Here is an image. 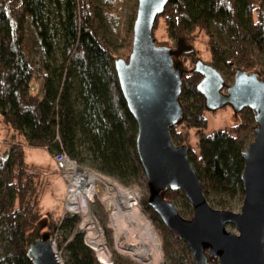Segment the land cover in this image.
Here are the masks:
<instances>
[{
  "label": "trees",
  "instance_id": "obj_1",
  "mask_svg": "<svg viewBox=\"0 0 264 264\" xmlns=\"http://www.w3.org/2000/svg\"><path fill=\"white\" fill-rule=\"evenodd\" d=\"M160 21L168 37L183 38L192 47L199 35H207L212 52L208 63L225 79L235 77L237 70L264 79V0H169L155 29ZM112 33L106 31L95 0H0V125L15 132L6 143L9 153L0 149V264H32L27 256L28 234L37 231L43 217L42 193L49 181L44 180L43 169L26 163L25 146L63 149L81 166L125 188L138 186L147 217L170 234L172 260L194 264L184 242L163 226L147 204V177L136 149L138 128L114 67L115 58H129L120 47L132 48V24L129 38L120 47ZM195 56L179 59L184 70L180 100L185 114L171 129L172 140L189 148L208 202L228 210L231 200L244 196L242 154L247 146L242 135L254 134L255 115L245 109L234 127L205 133L207 108L197 88L202 76L184 65ZM38 82L42 85L35 93L32 87ZM192 128L199 153L186 143L185 135ZM55 167L59 172L56 163ZM165 198L183 202L181 215L193 217L182 192L169 190ZM96 216L113 250L114 232L99 202ZM79 223L75 214L51 218L45 234L53 238L62 233L58 247L65 264H98L78 230ZM113 264L139 263L114 250ZM210 264L219 263L210 259Z\"/></svg>",
  "mask_w": 264,
  "mask_h": 264
},
{
  "label": "water",
  "instance_id": "obj_2",
  "mask_svg": "<svg viewBox=\"0 0 264 264\" xmlns=\"http://www.w3.org/2000/svg\"><path fill=\"white\" fill-rule=\"evenodd\" d=\"M168 3L138 0L129 59H114L122 96L138 128L136 149L147 177V204L163 226L184 242L194 264H210V259L219 264H264V79L237 70L229 85L212 64L200 59L191 71L202 76L197 88L207 110L231 107L238 115L250 109L256 120L255 138L242 154L241 213L216 209L204 194L189 148L172 140L171 129L185 114L180 100L184 70L178 61L196 51L183 38L176 49L157 43L155 25ZM169 190L183 193L194 211L191 219L184 218L175 203L165 198ZM229 226L238 233L228 231ZM27 256L32 264H60L47 234L28 238Z\"/></svg>",
  "mask_w": 264,
  "mask_h": 264
},
{
  "label": "rangeland",
  "instance_id": "obj_3",
  "mask_svg": "<svg viewBox=\"0 0 264 264\" xmlns=\"http://www.w3.org/2000/svg\"><path fill=\"white\" fill-rule=\"evenodd\" d=\"M95 2L98 7V12L101 18L103 19V25L106 31L113 32L112 35L116 36V37H113V40H115L118 46L120 47L121 45L124 44L125 42L124 39L129 38L131 24H132V30H133L134 22H135L136 15H137L138 0H95ZM160 22L161 23L154 31L157 42H164L161 45L169 46L172 49H176L178 40L176 38L173 39V38L168 37L166 29L164 27V23L162 21ZM208 39L209 38L207 35L201 34L194 41V48L195 50H197V53L195 52L196 54L195 60L187 59L186 61L184 60L185 62L183 61L186 68H189L190 71H192L195 67L196 58H199L200 60L206 63L211 61L212 52L208 49ZM120 48L121 50H123L122 52L126 53V56L128 58L131 54L132 48L130 50L125 48L124 46ZM36 57L37 55H35V58ZM226 80L229 83V85H233L234 77L227 78ZM41 85H42V82H38V84L33 85L32 90L36 93ZM205 117H206L207 122H206V127L204 131L207 134L213 133L217 130L230 129L234 127L235 125H237L240 121L238 118V115L234 112V110L231 107H225L215 112H211L207 110L205 112ZM0 127H2L0 128V149H2L1 151L4 154L9 153L10 149H9V146L6 145V143H9V141L12 140L13 138L12 135L15 132L13 130L9 131L11 129L3 127V125H0ZM178 130H181V129L178 128ZM254 138H255V134L248 133V134L242 135V139L244 140L246 146H248L254 140ZM185 139L189 147L194 152L199 153V146L197 144V141H198L197 133H196L195 128L187 130ZM18 141H19V138H18ZM174 143L177 146L179 144L178 142L177 143L174 142ZM25 151H26V163L32 168L43 169L45 171V176L43 178L44 180L48 179L49 181V184L43 189V193H42V201H41L42 204L41 205H42L43 217L38 222L37 231L35 232L32 230L31 232H29L28 235L29 237H31L32 235L36 233L38 235H45L44 227H46V222L50 220L51 218H53L54 220H59V218L63 216L64 206H65L66 184L61 175V172L59 171L60 172L59 173L56 170L55 162L49 150L25 146ZM127 188H134L139 192L140 210L144 211L142 201H141L142 193H141L140 188L138 186L127 187ZM97 202H100V201L98 199H95V203H92V210L94 211V213H96V215H97ZM243 202H244V196L243 197L240 196V197H237L231 200L230 207L228 208V210H231L235 213H241ZM175 205L180 212L185 211V206L183 202L175 204ZM211 205H213V207L214 206L217 207L213 203H211ZM108 217H109V214H108ZM109 224L110 222L108 223V226ZM159 225H160L159 223L153 224V226L155 227V230L157 231L160 237L161 250L163 252L164 264H175L174 260H172V257L170 256V252H171L170 234L168 232L165 234V232H163L162 228H160ZM227 229L230 232L238 233V231L233 226H229ZM105 236H106V242L108 243V239H107L108 237H107L106 232H105ZM53 239H56V251L58 252V255L61 256V259L64 263V253L61 250L62 248L58 247L59 242L62 241L64 237L62 233H59V235L54 236ZM113 241H114V247H113L114 249L112 250V248L110 247L112 250V257H113V251L116 250L118 253L125 256L126 258L133 260L134 262H137L139 264H145L144 262L140 261L137 258L132 257L131 255L123 254L122 252H120L116 247L115 238ZM96 260L98 264H100L98 261V258H96Z\"/></svg>",
  "mask_w": 264,
  "mask_h": 264
},
{
  "label": "bare ground",
  "instance_id": "obj_4",
  "mask_svg": "<svg viewBox=\"0 0 264 264\" xmlns=\"http://www.w3.org/2000/svg\"><path fill=\"white\" fill-rule=\"evenodd\" d=\"M95 186L75 185L68 201V210L83 217L80 229L86 244L95 252L100 264H111L112 250L106 242L105 231L91 212L92 202L98 199L111 217L110 226L115 232L117 249L145 264H164L160 237L140 210L139 192L117 183L103 180ZM112 189H111V188ZM56 249V247L53 245ZM58 254V252H57ZM59 263L64 264L58 255Z\"/></svg>",
  "mask_w": 264,
  "mask_h": 264
},
{
  "label": "built area",
  "instance_id": "obj_5",
  "mask_svg": "<svg viewBox=\"0 0 264 264\" xmlns=\"http://www.w3.org/2000/svg\"><path fill=\"white\" fill-rule=\"evenodd\" d=\"M57 152L58 153L55 155H52V157H53L54 162L57 165L58 170L61 172V175L66 184L65 206H64L63 216L65 214H73V212L68 210V201H69V197L71 196V192L73 191L74 186L76 184L80 186L83 182L85 186L86 185L95 186L96 181H93V180H97V183L99 185L100 183H105L103 180H109L111 182L117 183L116 181L110 179L109 177L102 175L100 173H97L96 171H94L93 169L87 166H81L79 163H77V161L72 159L63 149L57 150ZM92 203H95V200ZM91 212L94 218L97 221H99L98 217L96 216V213H94V211L92 210V207H91ZM141 212H143V210ZM75 215H78L80 217V223L78 226V229H80V226L83 222V217L79 214H75ZM109 222H111L110 215H109ZM99 223L101 224L100 221ZM108 227L112 229L114 232V229L110 226V224ZM84 237H85V234H84ZM114 238H115V232H114ZM51 241H52V244L56 247V239L51 238ZM111 264H113V259L111 260Z\"/></svg>",
  "mask_w": 264,
  "mask_h": 264
}]
</instances>
